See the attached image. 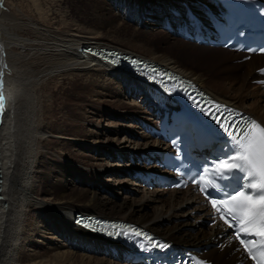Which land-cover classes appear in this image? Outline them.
<instances>
[{"label": "bare ground", "instance_id": "bare-ground-1", "mask_svg": "<svg viewBox=\"0 0 264 264\" xmlns=\"http://www.w3.org/2000/svg\"><path fill=\"white\" fill-rule=\"evenodd\" d=\"M134 1L111 0L110 5L116 10L114 11L115 19L117 20L118 16L131 17L136 5L139 6L140 11L146 5H150V9H153L155 13L166 12L165 14H167L170 13L168 11H179L183 4L198 0H179L182 1L179 5L171 3V0H137L138 4ZM168 1L170 4L166 6L159 4ZM11 5L15 6L13 1ZM103 10L100 7L101 12L99 13L104 17ZM37 11L38 13L32 12L35 16L27 18L23 12L21 15H17V11L9 10L3 4V0H0V70H3L4 73L1 93L5 98L3 112L0 113V264H112L104 261V258H97L98 251L106 250L108 243L74 227L72 218L76 213H79L78 211L110 220L126 221L127 218H130L135 225L148 229L180 246L212 245V247H216L214 242L217 241L222 243V250L217 251L210 248L204 255V257L208 256V258L206 257L208 261L214 260V264H248L241 253L235 249L236 245L229 236L223 235L219 238V235L223 234L220 226L211 227L210 234L203 235L201 226L204 225L203 220L208 211L200 204L201 201L190 189L172 191L167 200L160 197L164 196L165 192H154L149 197L143 192L139 205L136 201H133V204L123 201L124 203L117 205L112 201L101 200L96 192L87 189L73 190L72 192L63 190L67 176L73 174V171L68 170V167L63 165L59 159H67L71 153L55 144L58 150L57 152L54 150L56 158L52 160L48 157L49 151L53 150L50 149L51 143L58 145L60 143L56 140L52 141L48 136L51 132L49 123L51 94L46 96L48 85L53 83L60 87L64 81L70 80V83H75L78 81L77 79L82 78L92 84L95 83L96 89H105L111 100L122 92L132 91L135 93L136 91L144 97L147 96V93L142 83L105 63L96 61L94 56L82 52L83 47L93 46L122 51L119 46L106 41V37H109V33L112 35V32L107 33L104 30L106 27L100 28L102 24L99 28L95 27L98 30H94L95 33L81 36L78 33L82 28L78 27L76 29L69 28V32L75 31L69 34L60 32L59 24H57L59 22H55V12L50 10L46 13L40 10V7ZM100 14L95 15L96 20L101 17ZM161 21V18L157 19V23ZM189 23L194 24L191 17H189ZM63 24L69 27L67 21ZM116 24L119 23L116 22ZM103 26L106 25L103 24ZM113 34L118 36L119 33L116 31ZM177 44L202 52L217 51L224 56L226 54L223 52L229 53L225 50H211L181 41H177ZM138 45L144 48V54L141 55L144 60L179 73L193 81L202 90L210 93L215 99L245 112L243 108H245L247 100L251 98L253 103L250 104L249 110L264 111V106L260 105L261 95L256 96L251 91V93L242 96L239 91V94L226 99L227 95L225 94H228L226 92H219L220 95L213 94L205 86L204 73L185 68L182 63L173 58L174 56L171 57L172 54L162 50L157 51L159 48L152 49L145 43V40ZM133 48H137V45L134 44ZM230 54L249 57L233 52L228 55ZM250 57L253 60L248 63L250 71L245 76L242 87L259 79L255 71L264 66V56ZM240 66L238 65V67ZM224 91L230 92L232 89L224 87ZM246 91L247 87L242 90V94L244 95ZM95 93L97 94L98 91ZM138 113V115H145L144 111ZM255 118L264 123V114L257 115ZM54 129L52 135L63 138L66 145L80 147L81 151L90 148L92 143H103L99 136L87 130L63 133L59 126ZM117 132L115 128L113 133L118 134ZM92 138L95 139L91 143ZM107 144L111 149L115 147V144L109 141ZM148 146L149 143L144 141L141 145L137 144L136 148H148ZM96 147L97 145L93 147L95 152L99 151ZM107 151L111 153L114 149ZM95 169L98 170L101 167H95ZM93 173L96 177L104 174L97 173V171ZM76 177L81 181V184L94 186L93 181L87 182V178L83 175L79 174ZM83 191L86 193H80ZM145 202L161 204L155 217H149L144 212L146 205L143 203ZM187 215H192L191 220L194 223H187L185 226L194 227L196 223V227L200 228L195 234L183 232V225H168V222ZM163 226L165 228L161 230ZM50 232L52 233L50 234ZM48 235H52V237L48 238L50 237ZM63 238H65V243L60 244L59 239ZM179 240H183L185 243ZM40 242L46 243V246L38 245Z\"/></svg>", "mask_w": 264, "mask_h": 264}, {"label": "rangeland", "instance_id": "rangeland-1", "mask_svg": "<svg viewBox=\"0 0 264 264\" xmlns=\"http://www.w3.org/2000/svg\"><path fill=\"white\" fill-rule=\"evenodd\" d=\"M12 1L14 2L15 6L11 5ZM33 1L37 3L34 2V4ZM110 1L111 0H42L41 2V0H3V4H5L9 10H14L15 12L17 11V15H21V12H23L27 18H32V16H35L34 13H38V7H40V10L46 13L51 10V12H55V22H59L57 24H59L60 32L69 34L75 32H69V28L76 29L78 27L82 28L79 29L78 33L81 36L88 35L93 32L95 33V31H98L96 28H99L102 24L100 28L104 29L106 27L104 30L107 33L112 32V35L109 33V37H106V41L108 43L119 46L123 52L132 53L140 57L144 54V48L138 44H140V42H144L145 40V43L152 47V49L154 48L155 50L159 48L157 51L162 50L172 54L171 57L174 56L173 58L182 63L185 68L204 73L206 82L205 86L211 93L220 95L219 92H226L228 94H225L227 95L225 98L230 99L231 96L239 94V91L242 96H245L247 93H251V91H253L254 95L262 96L260 99V105L264 106L263 88L254 84V81H251L249 85L242 87L244 84V78L250 71L248 70V63H250L253 58L250 56L245 58L244 56L238 57L234 56L233 54L228 55L230 53L229 51V53L223 52V54H226L224 56L219 54L217 51L202 52L200 50H192L186 46H179L177 41L180 40L173 39L174 37H171L170 34L166 32L164 33L159 23H157V19L163 14L161 13L160 15V13H155L153 9H150V5H146V7L141 11L138 9L139 6L136 5L135 9L132 11L131 17L126 16L122 18L121 16H118V19L116 20L114 13L116 10L114 7L112 8ZM135 2L138 4L137 0H135L134 3ZM169 2L170 1L159 4L161 6H166L170 4ZM171 3L179 5L182 3V1L171 0ZM100 7L104 9L102 13H104L106 16L104 15L103 17L99 13L101 12ZM108 8L112 9L109 10ZM98 14H100L101 17L96 20L95 15ZM63 19L68 22L69 27L66 25L64 26L63 23L65 21ZM116 22L119 24L122 23L120 24L121 27L119 24H116ZM103 24L106 26H103ZM116 31H118L120 35L118 34L117 36L116 34H113V32L115 33ZM128 40L131 41V43H129ZM134 44L137 45V48H133ZM170 46L171 48L168 49ZM238 65L241 66L238 67ZM79 79H77L78 81L75 83H70V80L64 81V84L60 85V87L50 83L49 85L51 86L49 87L48 85L46 88V96L47 94H51L49 101L51 102L49 108V123L51 125V132L48 136L52 141L56 140L60 142L59 145L57 143H51L50 149L53 150L49 151L48 157L52 158V160H54L53 158H56L54 150L56 152L58 151L56 149L57 146L61 147L62 149L64 148L65 151L71 153L67 159H59L63 165L68 167V170L73 171V174L67 176V180L63 185V190L65 189V191L72 192L73 190L87 189L96 192L98 198L101 200L112 201L117 205L124 203L123 201L129 204H133V201H136L137 205H139L141 203L139 201H141L143 197V192L148 194V197L154 192H165L166 194L160 197L167 200L170 197L172 191H166L164 189H149L134 183L127 176V172H130V169L127 168L136 167L130 161H128V156H133V153H140L143 150L148 149L146 147L136 148L137 144L141 145L144 141L149 143L148 139L145 138V133H143L139 126L133 122L134 118L139 116L138 112L143 111L139 102L140 97L136 96L141 93H134L132 91H128L127 93L122 92L111 100L105 92V89H96L95 83L92 84L87 80L85 81V79ZM224 87H231L232 91H224ZM246 87L247 91L243 95L242 90ZM95 91H98V95L95 93ZM252 103L253 99L249 98L245 108H243L245 112L248 111L247 113H250L253 116L255 115V117L257 115L264 114V111L257 110L258 112H256V110L254 111L253 109L249 110L251 108L250 104ZM52 126H59L63 133H77L80 130H87L90 133L99 136L103 143L93 144L92 142L95 138H92V144L89 146L90 148L81 151L80 147L75 148L66 145L64 144L65 141L62 140L63 138H57L56 136L52 135V132L55 130V127ZM115 128L117 129L118 134L113 133ZM107 141L115 144V147L112 148L114 151H111V153L107 151L112 150L109 144H107ZM95 145H97L96 148L99 149V151L95 152L93 150ZM129 152L132 154H128ZM117 156L123 157V159H125L124 162L120 163L116 159ZM95 167H101V169L96 170ZM94 171L104 174H102L100 177H96L93 173ZM79 174L87 178V182L93 181L92 184H94V186L91 184H81V181L76 177V175ZM92 187L93 189H90ZM95 187H97V189H94ZM80 193L86 192L83 191ZM143 204L146 205L144 212L149 217H155L157 211L161 208L160 203L145 202ZM78 212L81 213L80 211ZM183 214L186 215L185 213ZM191 218L192 215H187L172 222H168V225H183V232L193 235L198 232L200 228L196 227V223L194 227L185 226L187 223H194L192 222ZM126 221L133 223L130 218H127ZM204 225L201 226L203 229L202 232L204 233L203 235L208 236L210 234L211 227H205ZM163 228L165 227H161V230H163ZM51 233L52 232H50V234ZM48 236H50L48 238L52 237V235ZM59 241L62 242H60V244H63L65 243V238L61 240L59 239ZM179 241L185 243L183 240ZM45 244L46 243L43 242L38 243L40 246H46ZM34 248H32V250H34ZM212 248L217 251L222 250V247L220 249H216L215 247ZM206 257L208 258V256ZM97 258H104V261L111 262L112 264H122L109 256H105L102 252H99Z\"/></svg>", "mask_w": 264, "mask_h": 264}, {"label": "snow or ice", "instance_id": "snow-or-ice-1", "mask_svg": "<svg viewBox=\"0 0 264 264\" xmlns=\"http://www.w3.org/2000/svg\"><path fill=\"white\" fill-rule=\"evenodd\" d=\"M2 89L3 82L0 81V92ZM192 99L202 112L209 115L219 125L227 137L226 144L229 153L215 166L212 172L214 179L228 181L234 178L235 173H242L241 178L246 183L241 187L251 190L252 193L246 194L245 190H236L235 194L229 193L227 198L210 199L211 207L220 214V219L228 227H233L235 223L234 236L239 245L243 246L256 264H264V251H261L258 258L253 255L252 249L245 242L249 236L264 238V126L255 119L237 121L233 117V110L226 106L206 102L214 109L210 111L195 98ZM4 104L5 98L0 94V113L3 112ZM204 180L205 176L202 175L199 180L194 178L193 183L201 185ZM210 184L212 191L219 188V185L214 182ZM200 191L205 192V188L201 186ZM207 195L211 196V191ZM229 216L232 217L231 221L227 218ZM241 234H244V238H241ZM156 246L153 244V247ZM158 246L161 249L167 248L166 244ZM141 247L143 248V245Z\"/></svg>", "mask_w": 264, "mask_h": 264}, {"label": "water", "instance_id": "water-1", "mask_svg": "<svg viewBox=\"0 0 264 264\" xmlns=\"http://www.w3.org/2000/svg\"><path fill=\"white\" fill-rule=\"evenodd\" d=\"M3 76H4L3 70H0V81H2V82H3ZM0 94H2V93L0 92Z\"/></svg>", "mask_w": 264, "mask_h": 264}]
</instances>
